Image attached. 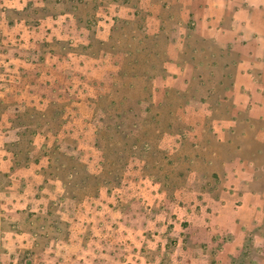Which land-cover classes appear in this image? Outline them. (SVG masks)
Wrapping results in <instances>:
<instances>
[{"label": "rangeland", "instance_id": "374dc122", "mask_svg": "<svg viewBox=\"0 0 264 264\" xmlns=\"http://www.w3.org/2000/svg\"><path fill=\"white\" fill-rule=\"evenodd\" d=\"M188 3V0H0V264H264V94L255 93V89L264 90V64L258 58H264V45L254 40L255 34L237 37V43L252 42V48L249 53L235 50L240 57L231 56L244 61L242 73L254 70L261 77V88H253L251 84L249 87L246 80H241L247 93L245 103L258 109L254 112L255 119L248 116L251 111L247 108L234 136L228 129V133L225 130L221 133V139L210 137L211 148L219 153L217 157L211 151L206 155L202 151L197 153L194 148L191 154L202 153L203 157L192 169L165 160L164 169L155 170L131 153L126 157L125 172L119 173L122 180L117 182L121 186H103L101 198L91 204L87 199H71L75 193L71 189L65 192L60 185L54 188L48 184L39 191L40 182L33 184L31 178L35 171H43L47 162L43 159L38 164L25 163L23 159L21 164H14L12 152L3 150L5 144L17 141L19 133L25 131L14 126L18 113L44 111L53 101L61 102L72 87L80 97L95 93L92 82L107 78L117 69L114 63L124 60L122 52L118 55L112 52L110 42L116 37L123 38L126 32L127 41L131 40L132 31L124 23L130 20L138 27V13L144 25L154 28L159 25L155 17L162 15L167 28L172 30L171 40L177 42L179 38L182 42L189 31L176 23L180 17L173 20L170 14L181 13L180 6ZM224 12L228 26L230 10L226 8ZM228 36V31H223L218 40L227 44ZM104 41L109 44L102 46L100 42ZM135 43L127 42V46L134 50ZM170 44L167 51L170 49L172 53L175 46L170 48ZM119 49L126 50L124 45ZM166 67V84L176 87L174 77L179 68L175 63ZM139 90L137 87L131 93L140 94ZM225 105L218 113L219 120L228 118L231 112V101ZM191 107L206 109L195 103ZM94 116L98 125L103 115L94 113ZM69 121L60 131L59 144L68 155H78L75 147L83 150L87 147L86 123L76 116ZM173 141L171 134H163L161 150L170 153ZM191 142L195 144L194 139ZM43 143V136L38 135L33 161L43 155ZM6 155L10 160L4 159ZM164 155L163 152L158 157ZM237 157L243 160H235ZM251 158L255 165L249 164ZM223 160L228 161L225 166ZM104 164L99 170L104 172L106 168V179L118 173L120 166L115 164L114 157ZM64 195L65 199L52 204L46 198L49 196L53 201ZM220 198L227 205L222 210L229 214L235 210L246 233L243 247L235 254H227L224 248L231 241L227 234H217L210 243L200 232L197 233L201 243L188 239L187 219L203 206L209 212L219 210L216 207ZM250 204L252 209H248Z\"/></svg>", "mask_w": 264, "mask_h": 264}, {"label": "trees", "instance_id": "16d2710c", "mask_svg": "<svg viewBox=\"0 0 264 264\" xmlns=\"http://www.w3.org/2000/svg\"><path fill=\"white\" fill-rule=\"evenodd\" d=\"M180 7L182 12L183 6ZM170 15L173 20L180 17L176 23L183 24L185 30L189 31L182 37L183 47L178 52V65L185 76L183 81L187 85L186 90L155 86L156 80L164 79L165 66L170 61L167 48L171 43L172 30L167 28L166 19L162 15L155 17L159 25L154 28L144 25V19L138 13V27H134L133 21L130 20L124 23L132 31L130 39L136 41L135 49L127 46V42L129 45L133 42L127 41V32L123 38L111 39L112 52L117 55L122 52L125 62L114 63L117 67L115 72L107 78L92 82L91 86L95 91L93 95L85 93L84 96H77L72 87L69 92L64 93L65 97H62L61 102L53 101L44 111L34 109L18 113L14 126L17 129L24 128L25 131L19 133L17 141L5 144L3 150L12 152L11 161L14 164H21L23 159L25 163L38 164L43 159L47 162L43 171H35L31 178L33 184L40 182V185L36 186L39 191L45 189L48 184L54 188L60 185L65 188V192L71 189L75 193L70 196L71 199H87V203L95 204V201L101 198L103 186H121L117 182L122 180L119 173L124 171L126 157L131 153L145 160L148 167L153 166V169L159 171L164 169L165 160L170 164H185L192 169L209 151L213 156L219 155L217 150L211 148L212 141L209 139H221V134L214 129L212 122L219 118V111L226 106V93L233 86L235 71L240 62L236 57L239 55L231 47H221L213 40L199 37L195 33L192 17L183 21L181 13ZM120 27L124 28L122 25ZM100 44L106 46L109 43L104 41ZM122 45L126 50L119 49ZM234 55L237 56L232 58ZM137 87H140V94H132L131 91ZM193 101L207 104L211 110L210 115H192L187 107ZM94 113L103 115L98 125L95 123ZM71 116H76L79 121L86 123L87 135L85 134L84 141L87 147L85 150L75 147L80 153L78 155H68L59 144L60 131L71 122ZM26 117L31 120L25 121ZM201 120L205 126L198 129L194 122ZM32 127L35 128L33 131L30 130ZM172 133L181 137V146L175 154L161 150L160 145L163 134ZM38 135L44 138L43 155L33 161L35 138ZM198 135H201L202 139L193 145L191 140ZM194 148L197 153L202 151L203 155L191 154ZM163 152L164 157H158L163 155ZM109 157H114L115 164L120 167L117 168L116 175L106 179V168H102L104 172L99 168ZM205 158L207 159L206 156ZM4 159H9L8 155ZM122 163L124 164L121 169ZM9 170L14 171V167ZM110 191L107 188V192ZM46 198L52 204L66 197L64 195L63 198L53 201L49 196Z\"/></svg>", "mask_w": 264, "mask_h": 264}, {"label": "crops", "instance_id": "0c3cea01", "mask_svg": "<svg viewBox=\"0 0 264 264\" xmlns=\"http://www.w3.org/2000/svg\"><path fill=\"white\" fill-rule=\"evenodd\" d=\"M188 6H183V11L181 12V18L183 21H186L188 18L192 17L195 25V33L204 39L213 40L217 45L221 47H231L232 50L235 52V50L242 52V50H248V53L250 49L252 48V42H248L246 44H240V42L237 43L236 38L240 35L244 34H255L253 35L255 41H260V45H264V3H262L263 0H188ZM258 1V3H257ZM230 10V16L229 19L230 25H225V17H224V10ZM188 9V12L185 13L184 11ZM261 14V15H259ZM259 17L257 18V16ZM261 18V20H260ZM223 31H228L229 36L227 39V44H222L218 38L220 35L223 34ZM171 45L174 44L175 51L170 52V49L168 51L170 61L168 63H175L178 68L179 72L174 77L175 81H177L176 87L171 88H178L181 90H186L187 85L184 83L183 78L185 77L183 75V72L181 71L180 66L178 65V52L182 48V43L177 39V42L174 40H171ZM247 47V48H245ZM254 56V55H251ZM175 57V58H174ZM261 63L264 64V58H260ZM167 63V64H168ZM243 62H238L237 69L235 71L234 79H233V86L229 90V92L226 93V100L227 102L231 101L232 108L231 112L229 113V117L219 120L215 119L213 120V127L214 129L221 133L227 132V130H230V134L233 136L237 133V125L239 122H241V116L246 112L247 108L251 111L248 112V116L250 118L255 119V111H258V109H255L256 106L252 105V109L249 108L247 102L245 103L244 98L247 95L243 91V87L241 86V80H246V84L250 87V84L253 88L258 87L261 88V77L258 76L254 70L252 71H240L243 65ZM166 64V65H167ZM166 68V75L164 79L162 80H156V86L160 87H169L166 82L168 78V70ZM246 75V77H244ZM247 80L251 83H247ZM157 82H160L161 85H157ZM182 86V87H181ZM248 90L247 88H245ZM264 90H257L255 89V93L262 95L264 94ZM244 101V102H243ZM195 104H201L205 106V110L200 109H193L191 105ZM253 104V103H252ZM255 107V108H254ZM187 110L194 116L197 117H206L209 116L211 113L210 108L207 104L201 102V101H193L189 104L187 107ZM196 125L195 127L198 129H201L205 126L204 122L197 121L194 122ZM225 130V132H224ZM228 133V132H227ZM172 137H174V146L173 148H169L172 151L171 154H175V151L180 148V140L181 137L179 135L171 134ZM195 142H199L202 139L201 135H198L197 137H193ZM163 143V137L160 140V145L162 148ZM230 143H233L232 140ZM241 159L240 157L235 158V160ZM232 161V160H230ZM229 161V162H230ZM255 160L253 158L248 159L249 164L255 165ZM223 166H225L228 161H222ZM217 204L219 205L216 207L219 210H213L212 212H209L206 206H203L202 208L198 209L199 211L196 214H193L191 217H189L187 220L190 222L189 225V234L190 236L188 239L193 240V243H201L199 240V233H203L202 236L205 238V241L207 243L213 242L214 236H217V234L223 235L227 234L230 235L231 241L225 244V250H227V254H235L239 251L244 245V241L246 238L245 231L240 227L241 220L240 217L234 213H227L222 210V207H227L226 204L223 205L222 199H217ZM253 208V204L248 205V209ZM194 213V211H193ZM195 222L198 223L197 229H195ZM207 235V236H206ZM226 235V236H227Z\"/></svg>", "mask_w": 264, "mask_h": 264}]
</instances>
